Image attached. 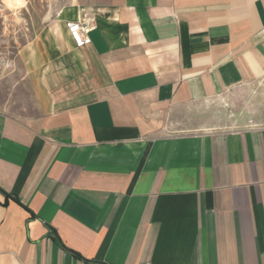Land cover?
<instances>
[{
  "label": "crops",
  "instance_id": "1",
  "mask_svg": "<svg viewBox=\"0 0 264 264\" xmlns=\"http://www.w3.org/2000/svg\"><path fill=\"white\" fill-rule=\"evenodd\" d=\"M70 7L0 111V264H264V128L195 126L263 73L264 0Z\"/></svg>",
  "mask_w": 264,
  "mask_h": 264
},
{
  "label": "rangeland",
  "instance_id": "2",
  "mask_svg": "<svg viewBox=\"0 0 264 264\" xmlns=\"http://www.w3.org/2000/svg\"><path fill=\"white\" fill-rule=\"evenodd\" d=\"M70 6L71 0H25L15 9L0 0V111L14 112L15 99L27 95L21 49L66 15ZM196 111L197 130L264 128V71L212 103L198 105Z\"/></svg>",
  "mask_w": 264,
  "mask_h": 264
},
{
  "label": "built area",
  "instance_id": "3",
  "mask_svg": "<svg viewBox=\"0 0 264 264\" xmlns=\"http://www.w3.org/2000/svg\"><path fill=\"white\" fill-rule=\"evenodd\" d=\"M65 26L76 48H82L91 44L89 38V33L93 27L91 20L83 18L67 21Z\"/></svg>",
  "mask_w": 264,
  "mask_h": 264
},
{
  "label": "bare ground",
  "instance_id": "4",
  "mask_svg": "<svg viewBox=\"0 0 264 264\" xmlns=\"http://www.w3.org/2000/svg\"><path fill=\"white\" fill-rule=\"evenodd\" d=\"M4 1L6 2L7 5H11L15 9L20 8L25 2V0H4Z\"/></svg>",
  "mask_w": 264,
  "mask_h": 264
},
{
  "label": "water",
  "instance_id": "5",
  "mask_svg": "<svg viewBox=\"0 0 264 264\" xmlns=\"http://www.w3.org/2000/svg\"><path fill=\"white\" fill-rule=\"evenodd\" d=\"M7 196V195H6Z\"/></svg>",
  "mask_w": 264,
  "mask_h": 264
}]
</instances>
